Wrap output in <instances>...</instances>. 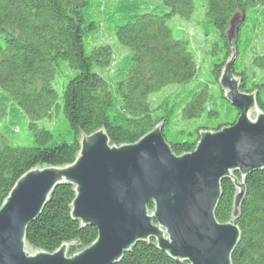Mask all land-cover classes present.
<instances>
[{
	"label": "trees",
	"instance_id": "16d2710c",
	"mask_svg": "<svg viewBox=\"0 0 264 264\" xmlns=\"http://www.w3.org/2000/svg\"><path fill=\"white\" fill-rule=\"evenodd\" d=\"M240 11L244 25L231 44L229 23ZM189 27L209 39L200 50L210 78L201 76ZM234 52L242 91L258 92L264 111V0H0V208L33 168L72 164L82 133L105 128L113 144H132L164 123L176 154L194 151L201 130L239 116L218 82ZM168 87L173 96L155 105L152 96ZM246 186L233 263L264 264V171ZM223 192L216 215L226 223L236 192L230 180ZM74 198L72 186L56 189L28 228L31 246L53 253L77 242L75 254L97 239L95 227L72 219ZM119 264L188 263L140 243Z\"/></svg>",
	"mask_w": 264,
	"mask_h": 264
},
{
	"label": "water",
	"instance_id": "95a60500",
	"mask_svg": "<svg viewBox=\"0 0 264 264\" xmlns=\"http://www.w3.org/2000/svg\"><path fill=\"white\" fill-rule=\"evenodd\" d=\"M244 20L243 11L231 19V44ZM236 56L218 82L239 116L221 129L201 130L194 151L176 154L163 135L164 123L122 145L113 144L103 128L81 134L72 164L39 165L23 175L0 208V264H119L140 243H153L183 263L234 264L246 180L264 171V111L258 92L242 91L233 70ZM225 180L236 192L231 220L222 223L216 212ZM64 185L75 194L72 219L82 228L95 227L97 239L75 254L70 249L80 247L77 242L53 253L38 250L27 240L28 228Z\"/></svg>",
	"mask_w": 264,
	"mask_h": 264
},
{
	"label": "rangeland",
	"instance_id": "374dc122",
	"mask_svg": "<svg viewBox=\"0 0 264 264\" xmlns=\"http://www.w3.org/2000/svg\"><path fill=\"white\" fill-rule=\"evenodd\" d=\"M243 23H242V25L240 26V29H242L241 27H243ZM240 29H239V31H240ZM189 31L191 32V33H193V41H194V43H195V47H196V49L198 50V51H200L201 52V55H202V58H203V63H202V65H203V70H202V68H201V73H202V71H203V73H202V77L203 78H210V74L209 73H207V68L206 67H208L210 64H209V60H207L209 57L208 56H206V54L203 52V51H201L200 49L201 48H203L204 49V51H205V48H207L208 49V47L206 46V44H208V38L207 37H205L204 36V33L202 32V31H200V28H194V27H189ZM207 58V59H206ZM204 59H206V60H204ZM236 61V60H235ZM206 73V74H205ZM205 74V75H204ZM184 87H182V88H178L177 89V91H181L182 89H183ZM174 90H175V88L174 87H168V88H166V89H164V91L162 92V93H159V94H157V95H154V96H152V101H153V103L155 104V105H160L163 101H165L167 98H169V97H172L173 96V93H174ZM55 121V120H54ZM55 123V122H54ZM197 123H199V124H202V122H201V120L200 121H197ZM49 126H51V125H49ZM21 133H22V135H24V137H27V134H26V131H24V130H22L21 131ZM20 133V134H21ZM22 138H23V136H22ZM21 138V139H22ZM22 141H26V140H21L20 142H22Z\"/></svg>",
	"mask_w": 264,
	"mask_h": 264
}]
</instances>
